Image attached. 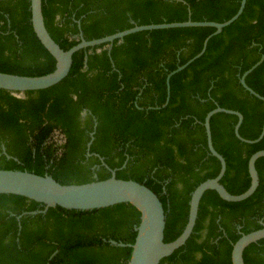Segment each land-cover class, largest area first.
Here are the masks:
<instances>
[{
  "label": "trees",
  "instance_id": "1",
  "mask_svg": "<svg viewBox=\"0 0 264 264\" xmlns=\"http://www.w3.org/2000/svg\"><path fill=\"white\" fill-rule=\"evenodd\" d=\"M184 1L190 12L177 0H43L42 7L49 33L69 50L81 33L94 40L136 25L222 23L241 2ZM214 32L210 27L138 32L115 40L110 51L105 44L78 51L69 75L48 89L24 97L0 89V169L47 175L62 185L106 180L114 170L118 179L145 184L158 195L166 213L164 241H174L187 224L192 192L220 172L219 160L208 150L206 115L217 106L239 111L240 134L249 140L259 137L264 124V102L240 83L264 54V0H247L239 19L171 77L163 107L168 74L200 53ZM55 68L34 31L31 1L0 0V72L43 76ZM246 82L264 96V61ZM237 122L225 113L211 119L214 147L227 163L221 184L234 195L250 187L248 161L264 150V138L246 144L235 136ZM256 168L259 187L245 201L226 202L207 191L191 237L160 264H232L233 245L263 227L264 157ZM43 208L0 195V264L129 263L132 249L111 241L134 244L140 213L132 205L29 214ZM244 260L264 264V239L245 250Z\"/></svg>",
  "mask_w": 264,
  "mask_h": 264
},
{
  "label": "water",
  "instance_id": "2",
  "mask_svg": "<svg viewBox=\"0 0 264 264\" xmlns=\"http://www.w3.org/2000/svg\"><path fill=\"white\" fill-rule=\"evenodd\" d=\"M30 1L34 31L42 45L56 60V68L52 73L43 76H21L0 72V89L10 91L17 96L24 95L25 92L48 89L63 81L71 71L74 54L80 50L105 44L108 45V50L110 51L115 40H123L128 35L144 31L192 27L214 28L215 32L205 39L200 53L190 59L186 64L179 66L176 70L168 74L166 79L168 98L163 107H166L169 102L171 77L200 58L206 52L209 40L238 20L244 12L247 3V0H241L237 13L222 23L214 21H192L189 19L185 22L136 25L133 28L94 40H86L81 33L80 42L69 50H64L53 39L45 25L42 7L43 0ZM177 1L187 5L190 12V6L186 1ZM263 61L264 54L257 63L243 73L240 77V83L250 95L264 102V96L257 93L246 82L247 76L260 66ZM218 113L230 114L238 118V122L235 125V136L241 142L256 144L264 138V124L257 139L249 140L241 136L240 127L244 117L239 111L217 106L206 115L203 124L206 131L208 150L213 157L219 160L221 164L220 172L217 177L204 181L192 192L189 202L187 224L181 235L172 242L164 241L166 213L158 195L145 184L133 180L118 179L116 177V171L114 170H111L112 176L106 180H95L85 184L62 185L47 175L39 176L25 171L0 169V195L20 196L44 206L42 210L31 212L29 213L30 215L45 214L50 208L55 207L84 211L107 208L119 204H130L140 213V223L136 228L137 236L135 242L134 244H124L111 241V244L118 247H130L132 249L128 264H160L163 259L170 257L176 250L184 246L191 237L197 222L201 200L207 191L217 192L220 198L226 202L238 203L250 198L259 187L260 180L256 163L260 158L264 157V150L255 152L248 161V172L251 183L250 187L244 193L239 195L231 194L221 184V180L227 170V163L225 158L215 149L211 131V119ZM86 114L87 111H84L82 116H86ZM94 134V131L90 134L92 141ZM92 141L88 144V150L90 149ZM100 160L109 169L104 159L100 157ZM261 224L263 225L261 229L243 234L233 245L231 253L232 264H245V250L251 244L264 239V223L261 222Z\"/></svg>",
  "mask_w": 264,
  "mask_h": 264
},
{
  "label": "rangeland",
  "instance_id": "3",
  "mask_svg": "<svg viewBox=\"0 0 264 264\" xmlns=\"http://www.w3.org/2000/svg\"><path fill=\"white\" fill-rule=\"evenodd\" d=\"M20 97H24V95H19ZM56 140H58L59 142H63V137H62V135H60V134H57L56 135Z\"/></svg>",
  "mask_w": 264,
  "mask_h": 264
},
{
  "label": "flooded vegetation",
  "instance_id": "4",
  "mask_svg": "<svg viewBox=\"0 0 264 264\" xmlns=\"http://www.w3.org/2000/svg\"><path fill=\"white\" fill-rule=\"evenodd\" d=\"M57 19H59V18H57ZM73 19V18H72Z\"/></svg>",
  "mask_w": 264,
  "mask_h": 264
}]
</instances>
